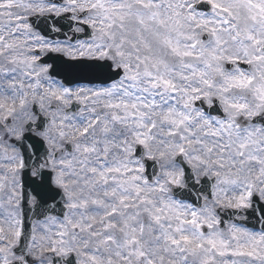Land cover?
Segmentation results:
<instances>
[{
  "label": "snow or ice",
  "instance_id": "1",
  "mask_svg": "<svg viewBox=\"0 0 264 264\" xmlns=\"http://www.w3.org/2000/svg\"><path fill=\"white\" fill-rule=\"evenodd\" d=\"M0 264H264V0H0Z\"/></svg>",
  "mask_w": 264,
  "mask_h": 264
}]
</instances>
